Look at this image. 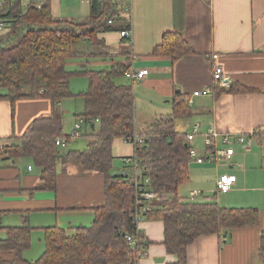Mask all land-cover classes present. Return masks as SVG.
I'll list each match as a JSON object with an SVG mask.
<instances>
[{
    "label": "trees",
    "instance_id": "16d2710c",
    "mask_svg": "<svg viewBox=\"0 0 264 264\" xmlns=\"http://www.w3.org/2000/svg\"><path fill=\"white\" fill-rule=\"evenodd\" d=\"M89 5L90 14L80 23L56 19L51 0L40 6L31 2L26 7L22 0H16L4 16L9 27L0 35V90L7 94L0 95V99L12 103L48 99L53 104V112L50 117L35 120L17 144L0 150V160L31 158L41 169L40 179L48 192L57 191L59 165L66 169L76 161L82 172L103 175L104 205L94 209L95 219L90 227L74 228L73 233L59 226L45 228V252L33 263L23 257L31 247L34 230L29 216H22L21 226H0L6 234L0 239V264H139L149 242L134 218L137 191L130 175L115 173L113 168L114 142L123 139L132 143L134 136L143 140V144L135 145V157L143 170V185L160 193L162 199L143 218L164 223V246L169 254L177 257L176 262L169 264H188V248L200 237L218 234L227 237L232 230L258 226L260 213L256 208H223L217 202L186 201L180 196V187L190 182L192 163L186 145L187 134L176 130L177 120L192 116L187 97L176 95L172 100V114L156 119L144 132L145 137L136 135L135 82H115L117 77H126L133 70L132 45L124 38L123 60L113 62L105 55L109 49L99 38L101 33L131 29L122 17L124 5L119 0H89ZM82 40L99 48L98 56L113 64L101 71L83 67L77 74L85 76L89 85L86 91L75 94L71 90L73 73L67 70V63L78 57L74 45ZM194 54V48L177 32L164 33L152 52L154 57L171 58L173 64ZM253 92L236 85L223 90L230 94ZM75 97L84 99V113L77 118L92 126L93 139L84 150L64 152L56 141L64 139L69 143L72 138L65 133L63 116L56 107ZM254 138L262 140L258 134ZM127 237H132L138 245L132 247ZM258 258L264 264V231Z\"/></svg>",
    "mask_w": 264,
    "mask_h": 264
},
{
    "label": "crops",
    "instance_id": "0c3cea01",
    "mask_svg": "<svg viewBox=\"0 0 264 264\" xmlns=\"http://www.w3.org/2000/svg\"><path fill=\"white\" fill-rule=\"evenodd\" d=\"M36 1L28 0L26 4H43L42 0ZM84 1L89 4V0ZM69 2L79 5L78 2L73 3V0ZM51 5L56 19L70 20L64 17L66 12L62 0H51ZM78 8L79 15L83 17L85 7L79 5ZM122 14L126 24L131 26V54L136 58L132 62L133 69L149 70V75L138 82L137 90L134 91L136 116L138 92L143 95L145 104L153 108L155 119H158L172 114V100L180 91V94L186 95L187 104L192 100L188 104L192 116L176 122V130L188 135L195 126H199L195 147L200 155L206 151L204 134L211 129L220 134V150L227 148L223 144L224 136L229 137L231 147L235 150L231 160L219 164H197L192 161L197 169L191 173L190 183H193L195 177L214 179L216 183L223 175L236 177L230 192L221 195L214 193L213 197L204 195L201 190H205V184L201 182L202 186L198 185L200 191L195 190L200 194L193 201H213L223 208H256L260 213L258 226L232 230L227 237L218 234L197 239L188 248V264H262L258 251L264 231V0H132L131 17L125 11ZM83 20L71 21L80 23ZM166 32L180 33L194 48L195 54L180 59L176 64L169 57L152 56L154 48L161 43ZM99 38L109 49L104 52L108 58L113 59V62L123 60L121 50L125 39L119 31L101 33ZM77 53L79 55L75 59L89 57ZM214 54L219 55L215 64L222 66L226 76L231 79L228 88L214 87ZM113 62L110 60L109 64ZM233 85L254 92L223 93V90L227 91ZM206 89H211L208 96L192 97L195 91ZM6 94L7 91L0 90V95ZM166 98L168 101L160 105V100L163 102ZM170 103L171 107L166 106ZM62 104L63 101L57 105L58 111ZM52 112L53 104L48 99L19 100L15 103L0 99V144H17L18 139L32 128L35 120L50 117ZM61 114L65 129L67 113L62 111ZM79 115L74 116V124L67 135H71ZM151 124L148 122L142 130L148 131ZM91 127L84 124L81 137L71 139L64 149L71 145L73 151L86 149L93 139ZM135 134L142 135L138 133L137 126ZM254 134H258L262 140L258 141ZM241 135L253 137L252 152L242 151L238 140ZM113 156L114 170L120 165L122 168V160L135 156V146L118 139L113 145ZM0 161L9 160L4 158ZM12 164L11 169L0 167V191L5 193L0 201V226L5 215L19 214L22 218L25 214L30 217L44 213L51 215L49 222L52 227L59 226L71 233L74 228L90 227L93 224L94 209L103 206L105 202L102 174L82 172L77 165L71 164L65 169L60 164L57 191L48 192L44 190L40 179L41 169L37 176H31L34 167L29 165L22 185L20 172L16 164ZM30 166L31 171L28 170ZM119 170L120 174L129 172V168ZM158 205L155 202L153 208ZM138 228L146 242H149L146 255L139 264H169L177 261V257L169 254L164 246L163 222L143 218Z\"/></svg>",
    "mask_w": 264,
    "mask_h": 264
},
{
    "label": "rangeland",
    "instance_id": "374dc122",
    "mask_svg": "<svg viewBox=\"0 0 264 264\" xmlns=\"http://www.w3.org/2000/svg\"><path fill=\"white\" fill-rule=\"evenodd\" d=\"M27 1L28 0H22V5L23 7L27 6ZM35 2H38L36 0H33ZM43 1V0H42ZM64 3V10L66 12L65 14V18H69L71 20H81V19H85L89 16L90 14V9H89V4L87 5L86 2L84 0H73V3H79V5H82L83 7H85V10L83 11V17L80 14V10H79V5L75 6L74 4L70 3L69 0H62ZM68 1V2H67ZM44 2V1H43ZM53 3V1H52ZM37 5H39L37 3ZM53 5H55L53 3ZM128 17H131V13L129 12ZM85 17V18H84ZM127 19V18H126ZM68 20V19H66ZM124 23H126V21H124ZM3 31H0V34ZM74 50L80 53H84L89 55L90 57H86L83 59H71L68 63H67V70L73 73V78L71 80V90L73 93L75 94H80L84 91L87 90L89 82L88 79L85 76L79 75L77 74V72L82 71L83 67H86L88 70H94V71H101V70H107L110 69L111 65L109 64L110 60L107 59L105 60L103 57L98 56V54L101 53L100 49L97 47H94L90 42L86 41V40H82L77 42L74 45ZM93 56V57H91ZM115 82L117 84H128L130 81L127 80L126 77L122 76V77H117L115 79ZM131 83V82H130ZM139 83L136 82V84L134 85V91L136 92L137 87H138ZM150 99L151 97L148 96ZM165 101H168V98L163 99V102L160 100L159 104L161 105L162 103H165ZM66 103V105L64 106V104ZM166 106L171 107V103L170 104H166ZM136 107H137V116H136V126H137V131L138 133H142V136H144V130H142L144 127H146L145 125L149 122V123H154L155 119V114L153 113V108L149 105H146L143 99V95L138 92V95H136ZM84 99L82 97H75L72 99H67L63 101L62 107L60 108L61 112L64 111L65 114L67 113V123L65 126V133H68L71 129L72 126L74 124V116L77 114H83L84 113ZM183 119H179L176 122L182 121ZM176 128H178V126L176 125ZM72 146V145H71ZM71 146H69L66 149H62L63 151L67 152L70 151ZM255 148V146H254ZM244 153V152H243ZM16 164L17 169L20 172V179H21V184L24 185V180L26 178V169L29 165H31L32 167H34V173L31 174V176H37L38 173L40 172L39 168L36 167L33 163V160L29 157L26 158H21V159H16L14 162L12 161H6V162H2L0 161V167L2 166V168L4 167H8L10 168L11 166L13 167V164ZM204 164H209L208 162L204 163ZM11 165V166H10ZM73 165H77L78 166V162L73 161L71 163V166ZM124 167L123 164V160H122V168ZM119 169L121 168V165L118 166ZM116 168L115 173L119 172L120 170ZM11 169V168H10ZM197 169L195 163H192L190 165V175L192 172H196L195 170ZM14 169H12L11 171L13 172ZM129 171L128 173H132V169L127 170ZM121 173V172H119ZM17 175H19L18 171H17ZM205 178H194L193 183L191 182V176H190V182L186 183L184 185H182L179 189V193L180 196L184 197V199L186 201H190L191 197H190V191H195L196 189L199 190L201 189L200 186H202L201 182H204L205 184V190H201L202 192H204L205 196H211L213 197L214 193H217V183L216 180L214 179H205ZM200 191V190H199ZM212 193V194H211ZM221 195V194H218ZM5 193L3 191H0V201L4 198ZM162 202V199H160L158 201V203ZM51 215H46V213L44 214H33V216L31 215L29 217V221H30V225L31 227L34 228L33 233H32V238H31V247L30 249H28L27 251L24 252V259L30 263L35 262V260L37 261L45 252L46 246H45V236H44V229L47 227H52V224H50V220L52 217H50ZM55 222V220H54ZM23 225V220L21 218V216L19 214H10L8 216H3L2 218V226L4 227H16V226H21ZM56 225V224H54ZM69 232V231H68ZM71 233V232H69ZM6 236L4 231H0V239H4Z\"/></svg>",
    "mask_w": 264,
    "mask_h": 264
},
{
    "label": "built area",
    "instance_id": "2783aa9c",
    "mask_svg": "<svg viewBox=\"0 0 264 264\" xmlns=\"http://www.w3.org/2000/svg\"><path fill=\"white\" fill-rule=\"evenodd\" d=\"M44 2L47 0H43ZM16 0H0V31H3L2 33H5L8 30L9 27V21L4 16L10 11V9L14 6ZM119 2L123 3L125 8L124 11L128 14L131 13V2L132 0H119ZM110 24H112V21H110ZM1 33V34H2ZM0 34V35H1ZM120 36L122 38L127 39L130 43L132 41V35L130 30L122 31L120 32ZM136 58L133 56L132 61ZM219 59L218 54H214L212 56V61L214 62L213 69V82L214 87L219 86L221 88H228L230 86L231 79L230 77L226 76V73L222 66L215 64V62ZM149 75V70H132L131 72L126 74V78L131 79L134 82H140L142 81L146 76ZM211 92V89H206L203 91H195L193 93L194 97H203L208 96ZM192 100H189L188 104H191ZM94 123H98V120H95ZM85 124L84 119L78 120V122L75 124V127L71 133L72 139H78L81 137L82 134V128ZM199 133V126H195L194 130L187 135L186 139V145L189 147V153L190 157L193 162L197 164H204L206 162L213 163V164H219L222 161L231 160L232 157L235 155V150L231 147V141L229 137L224 136L223 137V144L227 146L225 150H220L218 148V142L220 134L214 130H209L206 134H204V144H205V154L200 155L198 149L195 147V138ZM238 140L241 144V149L245 153H250L253 150V137L252 136H244L241 135L238 137ZM131 144L134 146L136 144H143V140L137 136H134L131 140ZM68 142L64 139H58L56 141V145L65 148L67 146ZM10 145H1L0 144V150L4 151L5 148L9 147ZM124 168L132 169V173L124 172L125 175H130L131 182L136 188L137 191V208L134 214L135 222L137 225H139L140 221L143 219L144 215L152 210L153 205L155 202H158L161 199V195L158 192L148 190L144 187L142 176H143V170L140 166V162L137 160V158L131 157L126 158L123 160ZM28 170H32V167L30 166ZM148 182V181H147ZM236 183V177L229 176V175H223L221 176L217 181V193L219 194H227L231 191L232 187ZM198 191H193L190 193V199L193 201L196 197L199 196ZM127 240L129 241L130 245L132 247H135L138 245V242L134 240L132 237H127ZM146 255V252H145Z\"/></svg>",
    "mask_w": 264,
    "mask_h": 264
},
{
    "label": "water",
    "instance_id": "95a60500",
    "mask_svg": "<svg viewBox=\"0 0 264 264\" xmlns=\"http://www.w3.org/2000/svg\"><path fill=\"white\" fill-rule=\"evenodd\" d=\"M180 93H181L180 91L177 92V94H180Z\"/></svg>",
    "mask_w": 264,
    "mask_h": 264
}]
</instances>
